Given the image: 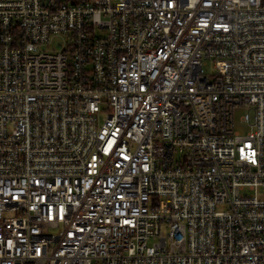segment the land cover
Here are the masks:
<instances>
[{
	"label": "built area",
	"instance_id": "2783aa9c",
	"mask_svg": "<svg viewBox=\"0 0 264 264\" xmlns=\"http://www.w3.org/2000/svg\"><path fill=\"white\" fill-rule=\"evenodd\" d=\"M0 264H264V0H0Z\"/></svg>",
	"mask_w": 264,
	"mask_h": 264
},
{
	"label": "rangeland",
	"instance_id": "374dc122",
	"mask_svg": "<svg viewBox=\"0 0 264 264\" xmlns=\"http://www.w3.org/2000/svg\"><path fill=\"white\" fill-rule=\"evenodd\" d=\"M51 45L48 46V49L49 50H58L64 43V38H61V37H53L51 38ZM203 68H204V71L206 73H209L210 72V66H209V63L208 62H203Z\"/></svg>",
	"mask_w": 264,
	"mask_h": 264
}]
</instances>
